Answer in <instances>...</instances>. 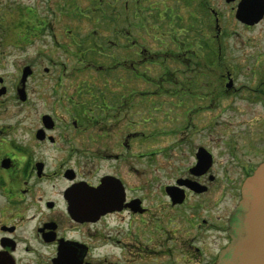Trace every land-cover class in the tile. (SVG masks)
<instances>
[{
  "label": "flooded vegetation",
  "instance_id": "af4514ba",
  "mask_svg": "<svg viewBox=\"0 0 264 264\" xmlns=\"http://www.w3.org/2000/svg\"><path fill=\"white\" fill-rule=\"evenodd\" d=\"M256 108L264 0H0V264H214Z\"/></svg>",
  "mask_w": 264,
  "mask_h": 264
},
{
  "label": "water",
  "instance_id": "95a60500",
  "mask_svg": "<svg viewBox=\"0 0 264 264\" xmlns=\"http://www.w3.org/2000/svg\"><path fill=\"white\" fill-rule=\"evenodd\" d=\"M233 215L231 241L214 264H264V160L245 178Z\"/></svg>",
  "mask_w": 264,
  "mask_h": 264
},
{
  "label": "rangeland",
  "instance_id": "374dc122",
  "mask_svg": "<svg viewBox=\"0 0 264 264\" xmlns=\"http://www.w3.org/2000/svg\"><path fill=\"white\" fill-rule=\"evenodd\" d=\"M63 2V0H62ZM10 17V16H8ZM11 19V17H10ZM90 30V29H88ZM103 30V28L99 29V31ZM80 60H74L70 58V61H68V65L70 67L76 66V67H80L81 64L79 62ZM107 60H97L98 63L100 62H106ZM108 63V62H106ZM175 65H173L171 68H174ZM92 76L88 75L89 77H91L92 79H96L93 80V82H102L101 80L97 79L98 77H100L101 75H97L94 73V71L91 73ZM240 97V96H239ZM235 101L232 103H230L231 108H227L226 110H221L222 107L217 109V125H216V130L217 131H221V132H240V131H246L247 130V126L249 123H244L243 121L246 120L247 113H245V110H243L244 106V100H242L241 98H234ZM223 104L227 105V101L224 102ZM256 110H258V112L262 115H264V110H261L259 108H256ZM264 119V116H263ZM222 121V123H218L219 121ZM229 122V123H228ZM138 125V124H137ZM138 127V126H137ZM257 131H259L260 129L264 131V121L261 124H258L257 126ZM141 140L137 141L136 146L138 147H142L141 144Z\"/></svg>",
  "mask_w": 264,
  "mask_h": 264
}]
</instances>
